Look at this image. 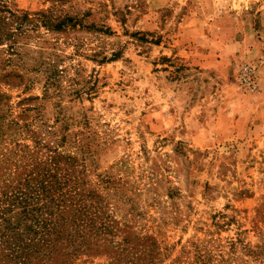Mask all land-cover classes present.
Listing matches in <instances>:
<instances>
[{"label":"rangeland","instance_id":"1","mask_svg":"<svg viewBox=\"0 0 264 264\" xmlns=\"http://www.w3.org/2000/svg\"><path fill=\"white\" fill-rule=\"evenodd\" d=\"M0 7L33 20L0 43V200L58 175L67 227L108 229L71 264H264V0Z\"/></svg>","mask_w":264,"mask_h":264},{"label":"trees","instance_id":"2","mask_svg":"<svg viewBox=\"0 0 264 264\" xmlns=\"http://www.w3.org/2000/svg\"><path fill=\"white\" fill-rule=\"evenodd\" d=\"M31 22L33 20L27 15L20 16L0 7V43L9 42L11 47H16L18 37ZM39 173L20 183L13 193H6L5 199L0 200L3 202L0 207V246L4 244L5 247H0L1 261L4 264H71L80 255L96 254L101 246L99 236L108 229L101 227V232L99 229L87 232L85 229L92 221L88 222L87 217L82 219V216L76 225L81 232L77 233L73 226L67 227L69 220L62 211L59 215L62 205L50 198L55 192L53 180L57 184L58 175L45 174L43 179ZM14 209H22L23 218L15 221L7 218L6 215ZM86 211L80 213L86 215ZM132 253L134 258L135 253ZM119 255L117 260L112 258V264H145L146 261L143 253L132 261L131 252L126 248Z\"/></svg>","mask_w":264,"mask_h":264},{"label":"built area","instance_id":"3","mask_svg":"<svg viewBox=\"0 0 264 264\" xmlns=\"http://www.w3.org/2000/svg\"><path fill=\"white\" fill-rule=\"evenodd\" d=\"M239 83L246 90L256 91L258 88V78L256 67L246 64L239 71Z\"/></svg>","mask_w":264,"mask_h":264}]
</instances>
